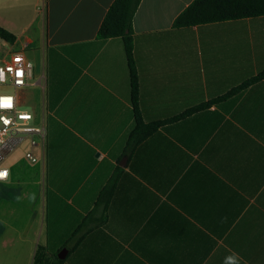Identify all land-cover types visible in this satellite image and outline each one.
Returning <instances> with one entry per match:
<instances>
[{
	"label": "crops",
	"instance_id": "0c3cea01",
	"mask_svg": "<svg viewBox=\"0 0 264 264\" xmlns=\"http://www.w3.org/2000/svg\"><path fill=\"white\" fill-rule=\"evenodd\" d=\"M115 1L0 0V27L16 38L1 39V62L21 51L33 63L41 119L33 114L46 131L44 145L32 146L40 167L23 176L15 156L0 182L8 264H33L39 246L50 256L67 249L63 264H264V79L160 127L120 166L135 124L130 69L123 39L98 37ZM193 2L142 0L135 14L146 123L264 71V16L176 28ZM118 167L107 222L70 243Z\"/></svg>",
	"mask_w": 264,
	"mask_h": 264
},
{
	"label": "trees",
	"instance_id": "16d2710c",
	"mask_svg": "<svg viewBox=\"0 0 264 264\" xmlns=\"http://www.w3.org/2000/svg\"><path fill=\"white\" fill-rule=\"evenodd\" d=\"M142 0H116L109 9L99 31L100 39L122 38L127 55L131 78V94L135 115V124L128 135L124 158L130 159L136 148L147 138L153 135L158 129L166 124L176 122L182 118L207 110L213 105L237 94L248 88L250 85L264 79V71L258 76L248 80L241 86L233 89L231 92L196 106L183 114L165 120L146 123L140 113L138 105V77L133 58L134 40H133V20ZM264 16V0H194L175 20L176 28L192 27L203 24L224 22L231 20H240L247 18H256ZM0 39L10 44L16 40L15 36L0 27ZM122 168L118 167L108 183L100 192L94 209L84 218L82 223L73 233L70 243L78 244L84 234L92 229L103 226L108 219V209L114 196ZM64 261L58 258V255L50 256L42 246L37 248L33 264H63Z\"/></svg>",
	"mask_w": 264,
	"mask_h": 264
},
{
	"label": "built area",
	"instance_id": "2783aa9c",
	"mask_svg": "<svg viewBox=\"0 0 264 264\" xmlns=\"http://www.w3.org/2000/svg\"><path fill=\"white\" fill-rule=\"evenodd\" d=\"M42 78H35L33 63L25 52L16 51L0 64V182L9 179L10 170L3 167L4 161L26 139L31 138L32 146L44 145L46 131L44 125L35 123L32 111L25 109L23 93L31 87L42 86ZM34 137L40 138L37 142ZM26 158L33 163L38 159L31 153Z\"/></svg>",
	"mask_w": 264,
	"mask_h": 264
},
{
	"label": "rangeland",
	"instance_id": "374dc122",
	"mask_svg": "<svg viewBox=\"0 0 264 264\" xmlns=\"http://www.w3.org/2000/svg\"><path fill=\"white\" fill-rule=\"evenodd\" d=\"M0 44H3V41L0 39ZM7 48H9V45H6L4 47H0V64H2L1 60L3 59ZM34 90L33 88H29L23 96V101L25 103V109L32 111L35 116L37 117V119H41V114H40V109L39 107H35V105H38V103L40 102V96H41V89H38V91L36 90L35 93V97L31 94V91ZM38 94V96H37ZM34 139L37 142H40V138L38 137H34ZM40 147H36L33 148L31 145V138L26 137V139L18 146L16 152L8 157L6 159V161H4L3 163V167H10V162L13 160V158L15 156H20V163L18 166V171L19 174H22L24 176V170H31L33 167H40ZM28 152H31L37 159H39V162L36 164L31 163L30 161H28V159H26V154ZM20 186H24L21 183H24L23 179H20ZM6 196V191L3 188V186L0 184V199ZM2 202H0L1 205ZM4 203V202H3ZM2 212V209L0 207V213ZM44 214V216H43ZM1 215V214H0ZM39 215H40V227H41V231L43 229V224L45 222V210L43 211V196L40 197V207H39ZM6 229V226L4 225L3 221L1 220L0 217V264H8V261L6 259V249H5V244L1 242V233L3 232V230ZM11 264V263H10Z\"/></svg>",
	"mask_w": 264,
	"mask_h": 264
},
{
	"label": "water",
	"instance_id": "95a60500",
	"mask_svg": "<svg viewBox=\"0 0 264 264\" xmlns=\"http://www.w3.org/2000/svg\"><path fill=\"white\" fill-rule=\"evenodd\" d=\"M125 161L126 159L122 160V162L120 163V166H125ZM68 250L67 249H64L62 250L59 254H58V258L60 260H64L66 258V254H67Z\"/></svg>",
	"mask_w": 264,
	"mask_h": 264
},
{
	"label": "snow or ice",
	"instance_id": "6c2138e0",
	"mask_svg": "<svg viewBox=\"0 0 264 264\" xmlns=\"http://www.w3.org/2000/svg\"><path fill=\"white\" fill-rule=\"evenodd\" d=\"M5 175H6L5 172H0V177H3V176H5Z\"/></svg>",
	"mask_w": 264,
	"mask_h": 264
}]
</instances>
